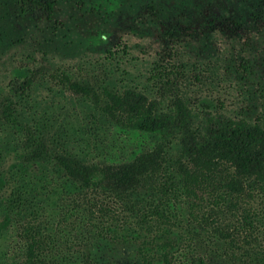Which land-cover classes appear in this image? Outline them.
<instances>
[{
  "label": "trees",
  "instance_id": "obj_1",
  "mask_svg": "<svg viewBox=\"0 0 264 264\" xmlns=\"http://www.w3.org/2000/svg\"><path fill=\"white\" fill-rule=\"evenodd\" d=\"M17 1L52 17L53 1ZM230 22L209 29L239 33L233 51L191 61L189 29L175 28L140 76L125 66L126 41L79 67L49 65L39 47L12 67L0 86L11 231L0 264H264V111L221 99L234 86L264 99L258 38ZM120 131L156 141L117 155Z\"/></svg>",
  "mask_w": 264,
  "mask_h": 264
},
{
  "label": "rangeland",
  "instance_id": "obj_2",
  "mask_svg": "<svg viewBox=\"0 0 264 264\" xmlns=\"http://www.w3.org/2000/svg\"><path fill=\"white\" fill-rule=\"evenodd\" d=\"M50 1L54 2V10L51 19H46L39 5L29 8L17 0H0V86L12 67L36 47L47 53L53 62L48 61L49 65L79 67L100 60L107 49L126 41L130 54L123 60H127L128 73L144 75L157 60L156 54L169 47L168 33L175 28L189 29L191 49L187 50L191 61H207L220 47L230 52L239 45V33L232 35L230 30L222 34L226 40L209 29V22L217 19H225L226 24L231 21L232 27L248 25L258 38L253 54L262 75L256 76L255 84H264V0ZM251 96L241 97L234 86L222 92L221 99L228 110L249 109L254 116L264 111V99L259 94ZM116 139L122 149L117 155L127 157L150 148L156 141L154 136L139 131H120ZM1 219L0 260L11 233ZM125 250L133 255L131 249Z\"/></svg>",
  "mask_w": 264,
  "mask_h": 264
}]
</instances>
